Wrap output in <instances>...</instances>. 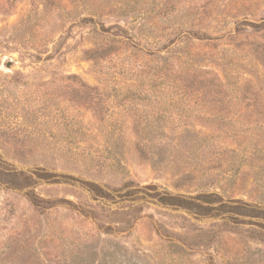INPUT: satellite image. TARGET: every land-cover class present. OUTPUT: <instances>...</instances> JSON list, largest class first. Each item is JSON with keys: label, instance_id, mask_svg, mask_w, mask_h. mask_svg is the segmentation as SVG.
Masks as SVG:
<instances>
[{"label": "rangeland", "instance_id": "obj_1", "mask_svg": "<svg viewBox=\"0 0 264 264\" xmlns=\"http://www.w3.org/2000/svg\"><path fill=\"white\" fill-rule=\"evenodd\" d=\"M262 19L264 0H0V264H264L263 218L159 199L264 207V105L187 91L204 70L264 88ZM38 168L56 176L6 181Z\"/></svg>", "mask_w": 264, "mask_h": 264}, {"label": "trees", "instance_id": "obj_2", "mask_svg": "<svg viewBox=\"0 0 264 264\" xmlns=\"http://www.w3.org/2000/svg\"><path fill=\"white\" fill-rule=\"evenodd\" d=\"M248 25L264 29V19H262V21L259 23L249 22ZM256 52L259 53L258 57L264 61V43L257 44ZM202 72L203 77L200 80L199 86L197 88H193V85L187 86V91H189V95H191L190 99H199L204 105L206 104L207 106H216L221 110L229 108L235 104H244L246 107H258L259 105H264V88H262V86L259 84L252 83V80H245V82L241 85V89L238 90L237 86L235 88H229L228 85L231 83L229 81H224L220 75L214 73L213 71L204 70ZM259 81L261 82L262 80L259 78ZM215 118L224 124L223 127L229 124L228 120H232L222 116H216ZM262 119L264 120V117ZM154 129V126H140L139 129H137L136 132L141 139L139 144H141L142 149L153 146V142L145 138L144 135L148 134ZM1 172L2 171L0 170V173ZM8 175L10 176V179L7 178V183L15 188L32 187L35 186V184L41 179L47 180L56 176L55 174L45 171L41 168L29 173L10 171ZM18 180L24 181V186L21 184V182H18ZM82 184L98 198L110 199L114 196L109 190L105 189L98 183L82 181ZM28 194L35 204L41 205L39 203V198L32 191H28ZM159 199L164 204L173 205L178 208H185L200 215H211L214 211H219L220 209L222 210L223 207L227 206L228 208H231V210L228 209L225 211H230L239 215H249L253 217L257 216L264 219V207L249 205L237 199L225 201L216 192L200 193L194 197L162 193ZM216 203L219 204L216 205Z\"/></svg>", "mask_w": 264, "mask_h": 264}, {"label": "water", "instance_id": "obj_3", "mask_svg": "<svg viewBox=\"0 0 264 264\" xmlns=\"http://www.w3.org/2000/svg\"><path fill=\"white\" fill-rule=\"evenodd\" d=\"M9 63H10V64H8V65H7L8 67H9V66H11V65L13 64V62H12V61H10Z\"/></svg>", "mask_w": 264, "mask_h": 264}]
</instances>
